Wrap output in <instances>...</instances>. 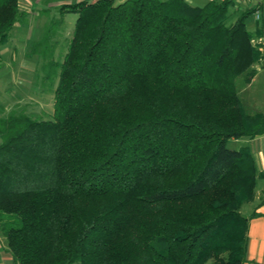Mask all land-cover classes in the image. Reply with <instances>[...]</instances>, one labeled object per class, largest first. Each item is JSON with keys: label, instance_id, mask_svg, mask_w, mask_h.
Masks as SVG:
<instances>
[{"label": "trees", "instance_id": "16d2710c", "mask_svg": "<svg viewBox=\"0 0 264 264\" xmlns=\"http://www.w3.org/2000/svg\"><path fill=\"white\" fill-rule=\"evenodd\" d=\"M235 6L60 4V17H77L45 75L57 79L52 117H0V229L12 264L243 263L240 207L256 171L249 147L227 142L264 132V114L250 113L236 86L264 66V18L249 29L256 5ZM26 16L19 0H0V45ZM60 21L31 54L52 58Z\"/></svg>", "mask_w": 264, "mask_h": 264}, {"label": "rangeland", "instance_id": "374dc122", "mask_svg": "<svg viewBox=\"0 0 264 264\" xmlns=\"http://www.w3.org/2000/svg\"><path fill=\"white\" fill-rule=\"evenodd\" d=\"M74 1L76 0H19L20 8L27 12L25 21L16 23L9 42L0 45V117L12 110L24 111L40 119L52 117L53 91L57 79L54 78L50 82L45 75L50 68V62L62 60L77 17L74 13H66L60 17L59 6L61 3ZM202 1L197 0L196 3H202ZM234 9L238 10V8ZM57 19L61 21L55 28L56 31L51 41L54 47L52 58L31 54L33 42L41 39L50 22ZM254 22V14H251L246 19V26L252 28ZM257 41L255 39V42ZM259 68H264V66ZM261 80L263 79L259 78V83L256 82L249 87L252 80L247 83L243 76L238 77L236 86L240 98L244 99L247 90L251 94L256 92ZM239 144L232 140L227 142L229 148H238ZM3 252L8 251L5 236L0 229V256L4 254Z\"/></svg>", "mask_w": 264, "mask_h": 264}, {"label": "crops", "instance_id": "0c3cea01", "mask_svg": "<svg viewBox=\"0 0 264 264\" xmlns=\"http://www.w3.org/2000/svg\"><path fill=\"white\" fill-rule=\"evenodd\" d=\"M187 1L191 4L200 5L208 0H203L199 4L196 3L197 0ZM236 1L234 0L235 3ZM254 5L259 10L261 18H264V0H259ZM236 6L235 8H238ZM243 7L247 6L242 4L239 8ZM255 24L256 19L253 27L249 29H254ZM259 67L257 66V73L248 86L252 87L254 83H259V78L263 80L257 86L256 92L251 94L247 90L244 99L241 98V101L250 113L261 112L264 114V68ZM232 141L240 143L239 146L247 145L249 147L256 171L254 196L240 207L241 214L247 218L245 259L242 264H264V132L253 138L242 137L232 139ZM0 264H12L9 252L1 254Z\"/></svg>", "mask_w": 264, "mask_h": 264}, {"label": "built area", "instance_id": "2783aa9c", "mask_svg": "<svg viewBox=\"0 0 264 264\" xmlns=\"http://www.w3.org/2000/svg\"><path fill=\"white\" fill-rule=\"evenodd\" d=\"M258 1L259 0H237L235 4H237L236 7H240L242 4H245L247 7H252V6H255L254 4ZM254 18L256 20L261 18V15L258 9L254 12Z\"/></svg>", "mask_w": 264, "mask_h": 264}]
</instances>
